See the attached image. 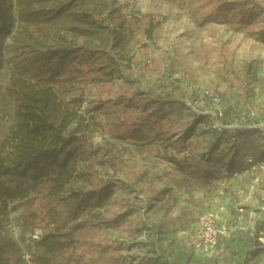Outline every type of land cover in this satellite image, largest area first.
Wrapping results in <instances>:
<instances>
[{"label": "rangeland", "instance_id": "obj_1", "mask_svg": "<svg viewBox=\"0 0 264 264\" xmlns=\"http://www.w3.org/2000/svg\"><path fill=\"white\" fill-rule=\"evenodd\" d=\"M11 1L15 8V0ZM213 1L216 0H84L88 9L97 14V22L82 25L83 31L77 32L79 35L69 31V40L74 41L75 47L95 52L96 66L103 65L100 61L102 55L114 59L118 71L96 80V77L91 78L90 62L81 64L83 76L77 75L67 86L61 84L59 93L65 101L76 102L80 115L86 117L98 113L103 119L101 126L89 131L92 151L98 147L102 150L92 157H87L85 150L82 151L81 161L73 172L72 184L74 188L85 185L101 188L100 198L96 206L73 224L62 223L55 207L42 198L25 199L10 207L1 218L0 235L14 245L18 264H98L78 239L81 224L85 220L100 223L105 216L118 213L119 200H129L138 193L130 189L137 173L144 177L143 187L138 188L140 197L150 205L149 209L146 208L147 219L141 224L143 233L125 235L104 230L114 243H120V251L127 264H233L242 260L240 254H231L230 251L226 256L221 253L218 258H203L192 253L187 243L192 222L187 223L188 216L184 215L187 213L179 207L192 195H197L201 201L203 193L189 186L179 165L180 154L185 151L183 144L188 148L195 139L187 141V138L197 135L196 130L188 125L187 117L182 118L180 137L170 125L164 134L155 133L148 125H133L117 137L112 134L110 126L113 111L122 105L136 115L154 117L156 104L146 102L143 97L146 93L154 94L160 87H165L171 97H175L179 90L188 91L195 99L194 103H189L197 112L204 110L199 106L204 92L211 91L233 114L253 110V120L259 121L264 117V42L258 40L253 27L258 20H253L252 26L235 24L231 18L216 22L210 15ZM254 1L264 8V0ZM60 4L59 0L45 2L47 9L57 8ZM73 6L78 13V7ZM133 19L141 20V24L119 44L120 29L116 25ZM149 19L157 24V30L152 40L147 41L144 30ZM20 27L15 24L11 40L20 37ZM53 28L64 34L60 24L53 25ZM6 63L4 52L0 57V77ZM248 63L247 96L240 90L235 74ZM128 89L136 91L137 95L128 98L124 93ZM204 100L207 101L206 98ZM183 107L186 108V104ZM192 108L190 111L194 112ZM172 109L179 113L181 108L167 103L162 112ZM108 157L114 159L115 170L104 165ZM248 180L243 181L242 178L237 183L233 206L240 201L237 193L247 192ZM232 186L235 184L227 186L228 194ZM218 190V183L210 186V192ZM174 194L181 200H176ZM234 218L235 224H231V228L239 225L236 215ZM231 222L228 220V224ZM240 222L244 224V220ZM150 228L157 232L158 245L164 248H157L155 253L150 249L138 252L123 245L124 242L148 241L152 235ZM247 237V231H232L230 248L247 243ZM252 250L255 255L246 264H264V245L252 240ZM135 253L140 256L135 258Z\"/></svg>", "mask_w": 264, "mask_h": 264}, {"label": "trees", "instance_id": "obj_2", "mask_svg": "<svg viewBox=\"0 0 264 264\" xmlns=\"http://www.w3.org/2000/svg\"><path fill=\"white\" fill-rule=\"evenodd\" d=\"M59 1V7L47 9L46 0H15V8L11 0H0V57L4 52L7 57L0 77V228L1 218L8 209L25 199L42 198L55 207L62 223L73 224L96 206L100 198L101 188L93 185L74 188L72 184L73 172L81 161L82 151L85 150L87 157H92L102 150L98 147L92 151L89 131L101 126L103 119L98 113L86 117L80 115L76 102L65 101L59 90L61 84L67 86L77 75L83 76L81 64L90 62L91 78L96 77V80L118 71V65L114 59L102 55L100 61L103 65L96 66L95 52L75 47L74 41L69 40L68 32L79 35L77 32L83 31L82 25L97 22V14L88 9L84 0ZM73 4L78 7V13ZM212 5L210 15L216 22L231 18L235 24L252 26V21L258 20L253 24L254 31L258 40L264 42V8L261 4L254 0H216ZM140 22L137 19L129 22L123 20L116 25L120 29L119 44ZM16 23L21 25L20 37L15 38L17 41L10 39ZM57 23L64 34L54 31L53 25ZM147 24L144 34L150 41L157 24L150 19ZM48 41L51 42L50 47ZM249 70L250 63L240 67V72L235 74L240 90L247 96L246 77ZM124 93L128 98L137 95L131 89ZM143 98L148 103L156 104L155 116L136 115L126 106H119L112 113V134L117 137L133 125H148L155 133L164 134L170 125L180 137L182 118L187 117L188 125L196 130L197 135L193 137L192 134L187 138V141L195 139L194 143L189 144L190 148L183 144L185 151L182 150L180 154L179 165L193 190L209 191L214 183L231 180L234 173H243L249 168L246 162L248 158L254 163L264 162V143L257 130L216 132L211 128L209 117L183 107L185 102H195L188 91L179 90L175 97H171L165 87H160L154 94L146 93ZM167 103L181 108L178 110L180 114L175 109L163 113L162 108ZM237 115L226 110L224 122H228L230 116ZM104 165H109L113 170L116 168L111 157L106 159ZM143 179V175L137 173L130 189L138 193L129 200L120 199L118 213L105 216L100 223L90 220L82 222L78 239L86 253L98 264H127L120 251V243H114L104 230L119 231L125 235L143 233L141 224L147 219L146 208H150L146 201L145 208L142 207L144 199L140 197L138 188L143 187ZM185 216H188L187 222L191 221L192 215ZM150 229L152 235L148 241L124 242L123 245H128L130 250L145 252L150 249L155 253L160 247L159 238L157 232ZM256 232L257 236L264 234V224H259ZM252 240L255 239L248 234L247 243H242L241 252H237L242 253V260L233 264H246L247 260L252 259L255 255ZM231 241H224L228 250ZM134 256L137 258L140 255L135 253ZM0 264H18L17 250L1 235Z\"/></svg>", "mask_w": 264, "mask_h": 264}, {"label": "built area", "instance_id": "obj_3", "mask_svg": "<svg viewBox=\"0 0 264 264\" xmlns=\"http://www.w3.org/2000/svg\"><path fill=\"white\" fill-rule=\"evenodd\" d=\"M190 89H192L190 87ZM205 95V96H204ZM199 106L204 108L202 112L195 111L189 102H185L186 106L192 108L195 113L206 115L211 121V128L216 132L238 131V130H257L260 139L264 143V117L255 121L253 110L240 111L237 116L225 121L226 107L217 95H213L211 91H205ZM207 99L205 101L204 99ZM249 168L243 173H234L231 180H224L217 191L219 197H224L227 186L231 181H246L249 178V185L246 193H237L239 203L235 205L234 214L237 216L236 223L233 228L224 219L225 208L223 206L216 207L204 213L194 215V220L187 233V243L190 249L197 255L212 259L218 258L221 255V249L224 246V241L232 237V231H247L252 239L264 245V234L260 233L257 236L256 228L259 224H264V162L254 163L251 158L247 159ZM238 183V182H237ZM237 185V184H236ZM238 188V186H236ZM236 188L234 191L236 192ZM179 196V195H178ZM256 197L258 199H256ZM192 201H199L197 195H192ZM145 201L142 202V207L145 208ZM246 206H250L247 208ZM144 210H142L143 212ZM142 215V213H140ZM244 216V217H243ZM244 220V224H241Z\"/></svg>", "mask_w": 264, "mask_h": 264}, {"label": "crops", "instance_id": "obj_4", "mask_svg": "<svg viewBox=\"0 0 264 264\" xmlns=\"http://www.w3.org/2000/svg\"><path fill=\"white\" fill-rule=\"evenodd\" d=\"M237 182H239V181H231L230 182V185H234L235 184V186H232V189H230V193L228 194V192H226L224 197H219L217 195V191L216 192H214V191L210 192V189H209V191H203V193H201V197H202L201 201L202 202L201 201H192L190 198H188V200L186 202H183V203L180 204L179 208L181 210H184L185 213H187L189 215H192L191 222L193 223V220H194L193 219V215L204 213V212L209 211L211 209H216L217 206H223L225 208L224 219L227 222H228V220H232V222L229 225L235 224V218H234L235 206H233L234 205L233 204L234 203L233 192H234V188H236ZM220 184L221 183H219V186H220ZM196 191H198V190H196ZM174 197H175L176 200H181V198H179L178 195L174 194ZM177 212H178V214L180 213L179 209H177L176 213ZM189 222H187V223L189 224ZM192 223L190 224V226L192 225ZM241 244L239 243L238 247L237 246H233V248H229V250L226 249L225 245H224L222 247V249H221L222 255L223 256L228 255V251H230V252L234 251L236 253L237 252L238 253L241 252V249H240ZM240 256L242 257V253L240 254Z\"/></svg>", "mask_w": 264, "mask_h": 264}]
</instances>
